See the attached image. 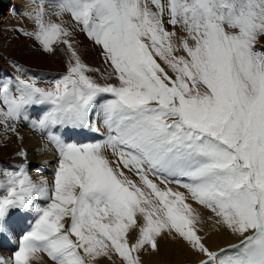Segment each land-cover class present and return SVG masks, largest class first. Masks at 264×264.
Masks as SVG:
<instances>
[{"label": "snow or ice", "instance_id": "1", "mask_svg": "<svg viewBox=\"0 0 264 264\" xmlns=\"http://www.w3.org/2000/svg\"><path fill=\"white\" fill-rule=\"evenodd\" d=\"M30 2L31 30L17 31L61 54L65 71L41 86L13 61L0 126L42 135L56 167L51 185L34 181L21 148L14 168H0V218L46 202L0 264L40 253L52 264H145L164 241L195 264H264V0ZM80 33L103 70L83 59ZM189 200L236 242L211 247Z\"/></svg>", "mask_w": 264, "mask_h": 264}, {"label": "bare ground", "instance_id": "2", "mask_svg": "<svg viewBox=\"0 0 264 264\" xmlns=\"http://www.w3.org/2000/svg\"><path fill=\"white\" fill-rule=\"evenodd\" d=\"M12 21H13V19H11V17H9V16L5 19L0 18V26L4 27L7 24L11 23ZM0 35H1V32H0ZM1 36H0V42H2V44L0 45V66L1 67L3 66L7 70H11L12 69V66H11L12 59L11 58H14V57L8 56L7 52L4 51L3 47H5L7 45V43H6L7 40L5 41V38L1 39ZM28 40L29 39H27L25 37H22V39H20V41H21L20 47L15 46L17 51H18V52L16 51V54L20 55L22 52L23 53L27 52V50H28V52L31 51V49L27 46L30 43ZM79 42H80V52L83 56V59L87 63H89L88 60H91V61L93 60L92 59V55H93L92 51L94 50V48L97 50V48L94 47L93 44L90 43L89 41H79ZM40 52L41 51H35L34 55L30 56L31 58H33L32 61H38L41 56L42 57L44 56ZM50 57H51L50 60L53 62V64H55V62H54L55 59L53 58V56L51 55ZM55 57H57L60 60H64V57L61 54H57ZM56 63H57V61H56ZM89 64H91V63H89ZM2 70H4V69H2ZM95 74L92 73L91 75H95ZM23 124L24 123H21L20 125H18L19 137H22V139L18 138V142H16V141H14L15 135L13 133H8L7 136L9 137V139H7V140L10 141L11 144L14 143L16 146H22L23 149H25L27 151V154H28L27 161L29 163V172H30V175L34 181H38L40 176L47 178L48 175H46V174H48V173L53 174V170L56 167L55 154L53 153V151L50 152V151L46 150V147H45L46 142L43 138L37 136L34 132H32L30 130V127L26 126V124H25V126H23ZM5 137L6 136H1V141ZM22 159L23 158H21L20 161ZM45 161H47V163H45ZM12 163H13L12 165H14V167H15L18 162H12ZM2 179H3V176L0 175V180H2ZM44 202H45L44 200L37 198L34 200L32 206H30L28 208H16L17 211L7 212V214L3 218H0V256H4L5 258H10L11 254L13 253V249L14 248L16 249L19 246V241L22 239V238L17 239L15 236H13V234L8 229H6V232L2 233V230L4 228H6L7 223H9L7 220L10 219L14 222L15 218H20L23 221H27V222L31 223L32 219L37 216V214L35 212V206H42L41 203H44ZM188 202L192 203L193 201L189 200ZM192 205H193V208L196 210V212L200 213L201 219H202V221H204L203 224L210 230L211 236L215 235V234L219 235L218 242H222L224 244V243H228L231 241H235V238L232 237L230 234L223 232V231H219V230H217V228L213 227L212 221H209L206 219L207 216H209V213H207L208 211H206V209L199 208L197 206V204H192ZM13 226L19 230L23 229L21 227V224L19 223V220L17 222H15L13 224ZM214 238H215V236H214ZM218 242L216 240L213 241V243L216 245H218ZM6 249H11L12 253H9ZM161 252L163 253V263L162 264H167V263L170 264L171 262L168 261V259H170V258L173 259V262H174L173 264H184V262H185V254L183 255V253L181 252L179 247L173 246L172 244H170L167 241L162 242ZM195 259L196 258H194V260ZM101 260L99 261V264H101ZM31 263H33V264H48L47 261L45 260V258L42 256V254H38V257L36 259L32 260ZM186 263H188V262H185V264Z\"/></svg>", "mask_w": 264, "mask_h": 264}, {"label": "rangeland", "instance_id": "3", "mask_svg": "<svg viewBox=\"0 0 264 264\" xmlns=\"http://www.w3.org/2000/svg\"><path fill=\"white\" fill-rule=\"evenodd\" d=\"M9 1L10 0H0V4H1L0 5V11H1L0 12V18H2V19H5V18L8 17V15L6 14V9L8 7ZM15 1L20 3V5H21V7L23 9V12H22L21 15L20 14H16V15H13V16L9 15V17H11V19H13V20H21V23H22L21 25H22L23 28H20V27H17V26L8 25V24H7L8 26L6 28L5 27L4 28L0 27V32H1V35H2V36L0 35L1 39L5 38V41L7 40V42H6L7 45L5 47H3V49H4V51L7 52L8 56H13L14 57V58H11L12 62L15 61L19 65H21L23 68L27 69L29 74H34V73H31L29 71V68L35 70L37 73L34 74V75L38 78V80L42 81L41 86H43V85L47 86V85H49V81L47 80L48 75H52L53 78L56 79V78H59L62 75V73H64V71H65L64 62H63V60H60L57 57L53 56V58L55 59L54 60L55 64H53V62L50 60L51 59V57H50L51 55L44 54L43 52H40V53H42L44 55L43 57L41 56L38 61H32L33 58H31L30 56H33L35 51H40V50L35 47V45H34L32 40H30L29 38H27L24 35H22L19 31H17V29L28 30L27 28H31L32 27V22L25 16V13L31 10L32 5L28 1H25V0H12L10 2H15ZM13 23L15 24V21H12L9 24H13ZM17 23H19V22L17 21ZM169 30H171V28H169ZM22 37H25V38L29 39L28 41L30 43L27 46L31 49V51L28 52V50H27V52H24V53L22 52L24 55L22 53H21L22 55L21 54L19 55V54H16L17 49H16L15 46L20 47V43H21L20 39H22ZM76 39L78 41H89L82 33L78 34ZM89 42L91 43V41H89ZM1 44H2V42H0V45ZM92 53H93V55H92V59L93 60L92 61L88 60V62L91 63V64H89L87 62L86 63L89 66H91V67H97V68H101V70H103L104 65L102 64V59L99 56V49L96 50L94 48ZM56 61H57V63H56ZM0 68H1L0 69L1 70L0 71V78L8 76L9 72H12L11 73L12 75L13 74L14 75L17 74V73H15L13 68L11 70H7L3 66L2 67L0 66ZM2 69H4V70H2ZM39 73H41V74H39ZM55 73H57V75H55ZM59 73H61V74L58 76ZM98 75L99 74L96 73L94 76H98ZM23 126H25V124H23ZM2 133H3V128H2V126H0V168H4L5 161H7V160H8L7 162L10 163L9 165H12L13 164L12 162H20L21 157H18L16 155V153L21 148H23L22 146H16L14 143L11 144L10 141L7 140V139H9L8 136H6L1 141V136H4ZM13 134L15 135L14 141L18 142L17 135L15 133H13ZM37 136H39V135H37ZM39 137H41V138H43L45 140L44 137H42V136H39ZM45 142H46V140H45ZM45 147H46V145H45ZM53 153H54V151H53ZM46 179H47L49 185H51V183H52V181L54 179L53 174L49 173ZM171 186L174 188V190L184 191V189H182V188H177L176 185H171ZM45 203L46 202L41 203V205L44 206ZM191 204H196V203L192 202ZM197 206L199 208H202L198 204H197ZM14 211H17V209L16 208L15 209L14 208H10L8 210V212H14ZM207 213H209V212H207ZM209 215H210V213H209ZM36 217L38 219V216H36ZM19 219L20 218H15L14 222H17ZM35 222H31V223L34 225ZM201 226L203 228V232L201 234L205 235L207 237V243L213 248L226 247L229 243L236 242V240L228 242V243H224V244L222 242H218L219 235L215 234V235L211 236L210 230L203 223H202ZM6 229L7 228H4L3 229L4 231L2 230V233L6 232ZM214 236H215V238H214ZM214 240H216L218 242V245L213 243ZM167 242H169L173 246L179 247V249L181 250L183 255L185 254V262H188L186 264H192V263L195 264L194 261H196L197 258L193 254H191V252L187 249V247L185 245L178 244V243H173L171 241H167ZM17 249H18V247H17ZM17 249H15V250H17ZM40 254H42V256L45 258V260L47 261L48 264H52L50 259L47 257L46 253H40ZM194 258H196V259L194 260ZM143 259L145 261V264H162L163 263V253L160 252L158 254H145ZM168 261L171 262L170 264L174 263L172 258L168 259ZM185 262H184V264H185ZM30 264H33V263L30 262ZM101 264H112V262L108 261L107 259H102L101 260ZM115 264H119V260L118 259L115 260Z\"/></svg>", "mask_w": 264, "mask_h": 264}]
</instances>
